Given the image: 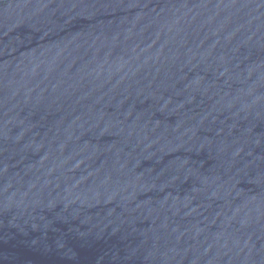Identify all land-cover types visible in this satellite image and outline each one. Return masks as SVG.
I'll use <instances>...</instances> for the list:
<instances>
[{
	"label": "water",
	"instance_id": "95a60500",
	"mask_svg": "<svg viewBox=\"0 0 264 264\" xmlns=\"http://www.w3.org/2000/svg\"><path fill=\"white\" fill-rule=\"evenodd\" d=\"M0 264H264V0H0Z\"/></svg>",
	"mask_w": 264,
	"mask_h": 264
}]
</instances>
